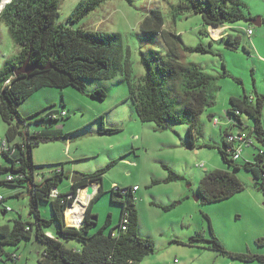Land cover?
I'll list each match as a JSON object with an SVG mask.
<instances>
[{
	"label": "trees",
	"instance_id": "16d2710c",
	"mask_svg": "<svg viewBox=\"0 0 264 264\" xmlns=\"http://www.w3.org/2000/svg\"><path fill=\"white\" fill-rule=\"evenodd\" d=\"M105 1L83 0L69 17L68 25L58 23L61 0H10L0 12V25L4 23L7 26L20 49L15 58L5 60L0 70V116L7 125L6 139L12 150L1 153L11 165H0V175L5 176L0 179V185H25L31 197L30 215L34 218L31 223L19 219L14 221L13 226H0V256L4 263L11 261L17 264L13 259L14 254L8 253L4 247L18 248L32 240L41 246L38 264H138L156 252L154 241L139 235L140 220L133 189L114 188L111 191L112 202L121 208L117 227L112 226V215H109L105 225L93 234V230L98 227L93 207L104 194L103 186L91 201L82 226H68L66 210L75 202L79 190L89 183L102 184L103 175L111 166L72 184L67 194L58 188L66 177L62 168L64 164L50 177L44 173L40 175L33 161V151L42 142L58 137L68 140L71 137L54 130L59 122L69 117L67 112V117L63 119L50 120L55 106L28 117L21 115L20 105L35 93L46 88L63 90L69 87L85 92L86 81L121 77L129 86V97L134 102L139 120L156 123L162 128L174 123L187 125L190 148H195L196 136L202 133L198 130L200 117L216 103L219 78L196 65L181 61L185 52L209 54L211 51L203 45L182 48L178 36L165 30V18L161 10H151L142 22L140 31L147 36H160L167 52L165 56L153 52L149 58L142 55L140 63L145 74L141 77L135 75L131 51L126 48L120 33L74 28ZM191 13L201 15L206 27L202 31L204 34H208V28L211 27L223 28L249 20L248 7L241 0H182L174 8V21ZM235 31L234 34L227 33L217 42L223 43L232 52L243 49L252 55L247 33L240 29ZM214 43L211 42V45ZM25 65L30 71L20 72ZM91 96L104 101L107 93L99 89ZM230 103L226 114L232 127L223 132L224 146L220 153L231 170L206 173L198 186L199 201L203 204L223 202L244 192V183L234 173L242 170L252 175L255 187L264 194V152L260 153L264 150V96L232 97ZM61 110H65L64 105ZM245 116L252 120L251 125L245 122ZM32 124L36 129L40 126L44 130L37 135L32 134L27 128ZM233 130L239 135L245 134L255 139L262 146L254 155L253 162L243 164L235 158L240 142L228 140ZM118 131L106 130L103 126L101 133ZM178 179L181 177L170 171L166 182L172 183ZM54 190L58 192L57 196H54ZM4 201L5 198L0 203ZM42 203L49 206H43L45 204ZM43 208L51 211V218L45 216ZM4 212L7 213V207ZM205 217L211 239L198 233L186 245H209L208 248L227 254L234 260L264 264L262 255L229 253L215 235L210 217ZM71 242L78 244L79 249L69 247ZM177 243L185 245L180 241ZM259 243L264 244V240Z\"/></svg>",
	"mask_w": 264,
	"mask_h": 264
},
{
	"label": "rangeland",
	"instance_id": "374dc122",
	"mask_svg": "<svg viewBox=\"0 0 264 264\" xmlns=\"http://www.w3.org/2000/svg\"><path fill=\"white\" fill-rule=\"evenodd\" d=\"M82 1L61 0L58 23L68 25L69 17ZM181 1L107 0L74 28L120 33L126 48L131 51L138 77L145 74L140 63L142 55L149 58L153 52L163 56L167 52L160 36H147L140 31L142 22L155 8L162 11L165 30L178 36L182 48L206 46L211 53L185 52L181 59L183 63L196 65L219 78L216 103L208 107L199 119L198 130L202 133L196 136L195 148L189 146L187 125L174 123L162 128L156 123L139 120L134 102L129 97L127 82L116 77L113 80L86 81L85 92L72 87L63 90L46 88L20 105L19 112L23 117H28L25 115L37 109L43 111L52 106L56 107L54 111H59L62 105L69 115L65 123L59 122L58 128H63V133L71 138L65 140L58 137L42 142L33 151V161L38 173H44L46 177L54 175V171L65 165L66 177L58 187L64 194L71 190L73 174L88 176L111 166L104 173L102 184L96 182L100 188L103 186L105 194L97 199L93 207L94 215L98 217V227L93 234L105 225L109 215L113 216V227L119 224L121 208L112 202V189L138 187L139 191L135 194L140 220L139 235L153 240L156 246V252L138 264H263L234 260L227 254L208 248L209 245H186L198 233L211 239L205 217L208 215L215 235L229 253L264 256V244L259 243L264 240V194L255 187L251 174L244 170L234 172L245 186V191L235 197L215 204L197 201L198 186L206 173L230 169L220 153L224 146L223 132L232 127L226 114L231 106L230 99L246 95L256 97V83L264 93V69L257 65L253 53L249 55L243 49L232 52L223 43L217 42L224 33L234 34L246 23L228 26L227 31L223 27L215 37L212 28L204 34L202 31L206 27L197 13L174 21V8ZM0 39L2 70L5 60L15 58L20 49L4 23L0 25ZM213 41L216 43L211 45ZM99 89L107 93L104 101L91 96ZM244 119L248 125L252 124L247 116ZM103 126L106 130L119 131L102 134ZM27 128L31 133L44 130L43 127L36 129L33 124ZM6 132L7 125L0 116V140L6 139ZM231 132L236 133V130ZM254 143L253 147L242 145L244 154L240 158L241 163L254 161V155L262 148L257 141ZM202 164L204 166L200 167ZM0 165L6 167L11 164L0 154ZM170 171L181 179L166 182ZM4 177L0 175V179ZM94 193L93 197H96L98 194ZM1 196L5 201L0 203V225L13 226L14 221L19 219L30 223L34 221L30 215L31 197L25 185H0ZM6 207L11 211L4 215ZM46 208L42 209L43 213ZM47 212L49 216V210ZM179 241L185 245L177 243ZM38 246L32 240L27 247L22 246L20 252L30 259L37 253Z\"/></svg>",
	"mask_w": 264,
	"mask_h": 264
},
{
	"label": "crops",
	"instance_id": "0c3cea01",
	"mask_svg": "<svg viewBox=\"0 0 264 264\" xmlns=\"http://www.w3.org/2000/svg\"><path fill=\"white\" fill-rule=\"evenodd\" d=\"M243 1H244V3L248 7L249 19L261 18V26L260 27H255L253 25H250V24L246 23V21H244V23H246V25H243L239 29L246 32V30H248L249 28H253L254 34L250 38L251 52L255 55V58H256V61H257V65H259L261 68L264 69V0H243ZM225 29L227 31L228 28L227 27H224L223 30H225ZM226 33H224L223 35H221L220 38L223 37V36H226L227 35ZM257 84L258 83H256V94H259V95H263L264 96V93L259 88H257ZM39 110L40 109H37L36 111H32L28 115H25V116L34 115V114L40 112ZM213 117H214V115H212V118ZM62 129L63 128H58L57 127L54 130L61 131L63 133V130ZM231 134H237V133L231 132ZM65 135L66 134L63 133V136H65ZM254 144H253V146H254ZM259 149H262V148H259ZM258 152H259V150H258ZM243 154H244V152H242V155ZM242 155H241V157H242ZM246 162H249V161H246ZM62 168H63V170L65 172V165ZM222 171H226V170H222ZM81 190H79V194H78L77 198H79L80 191ZM94 190L98 194L99 191H100V185L97 184V183H94ZM138 191H139V189H138ZM104 194H105V192H104ZM93 196H95V193L92 196H88V197L85 198V201L87 203V207L85 209V212H80V215L79 216H73V219H72L73 221L72 220L70 221L68 218L66 219V221H67V223H68L69 226L72 225V226H76L77 227V223L81 222L80 219H83L84 220L85 215L87 213V210H88V208L90 206V203L95 198ZM47 211L45 212V216L47 218H51V216H52L51 215V211L49 210V213H50L49 216H48V212ZM3 213H4V215L7 214L6 212H3ZM93 214H94V211H93ZM83 215H84V217L82 218ZM112 221H113V216H112ZM5 225H8V224H5ZM0 226H3V225H0ZM29 242H25V243L21 244L18 248L4 247V250H6L8 253L15 254V255L19 256V259L17 261V264H29L31 262L32 263L34 262V264H35V263L38 262V256L41 253V246H38L37 253L34 256L31 255L30 259L24 253L20 252L22 250L21 247L24 246V245H25V247H27L28 244H29ZM68 246L69 247H73L75 249H79L78 244H75L73 242H71L70 244H68ZM0 264H14V263H12L11 261H9L7 263H4V262L1 261Z\"/></svg>",
	"mask_w": 264,
	"mask_h": 264
},
{
	"label": "built area",
	"instance_id": "2783aa9c",
	"mask_svg": "<svg viewBox=\"0 0 264 264\" xmlns=\"http://www.w3.org/2000/svg\"><path fill=\"white\" fill-rule=\"evenodd\" d=\"M246 33L248 35L249 38H251L254 34V30L253 28H249L248 30H246ZM67 117V111L65 110H59V111H52L49 119L50 120H60ZM28 131L30 132V129L28 128ZM31 133V132H30ZM36 135L38 132H34ZM33 134V133H32ZM228 140L230 141H238L239 143V147L237 148V152L235 155V158L238 160L241 158L243 149H242V145L245 144L246 146H253L255 139L253 138H249L247 135L245 134H232L230 137H228ZM11 150V145L9 144V142L7 141V139L4 140H0V154L3 152L8 153ZM12 152V150H11ZM264 150L260 151V153L263 154ZM204 164H202L200 167H203ZM10 180H12V178H10ZM135 192L138 191V187H135L133 189ZM58 192L56 190H54V196H57ZM0 200H3V197H0ZM11 209L9 207H7V212H10ZM71 227H76V226H72ZM0 255H1V251H0ZM3 257L0 256V262L2 261ZM13 259L14 261H18L19 256L17 255H13Z\"/></svg>",
	"mask_w": 264,
	"mask_h": 264
},
{
	"label": "water",
	"instance_id": "95a60500",
	"mask_svg": "<svg viewBox=\"0 0 264 264\" xmlns=\"http://www.w3.org/2000/svg\"><path fill=\"white\" fill-rule=\"evenodd\" d=\"M8 2H10V0H9V1H7V0H2V4H1V6H0V12L3 10L4 6H5ZM246 23H248V24H250V25H253V26H255V27H260V26H261V18H257V19H249V20L246 21ZM29 71H30V70H28L27 65H25V66L21 69L20 72H25V73H27V72H29ZM20 72H18V75L20 74ZM38 127H40V126H37V128H38ZM84 177H85V176H83V175L73 174V176H72V183H73V184L79 183V182H81V181L84 180ZM81 189H86V190H87V194H88V196H92V195L94 194V184H93V183H89L88 185H86L85 187H83V188H81ZM81 189H80V190H81ZM199 200H200V199H199V197L197 196V201H199ZM76 202H77V199L75 200V203H76ZM75 203L70 204V205L68 206V208H69L70 206L75 205ZM83 217H84V215L82 216V218H83ZM94 220L97 221L98 218H95ZM82 224H83V219H82L81 222L77 223V227H81Z\"/></svg>",
	"mask_w": 264,
	"mask_h": 264
},
{
	"label": "bare ground",
	"instance_id": "6f19581e",
	"mask_svg": "<svg viewBox=\"0 0 264 264\" xmlns=\"http://www.w3.org/2000/svg\"><path fill=\"white\" fill-rule=\"evenodd\" d=\"M7 1H9V0H7ZM211 28H212V35L214 34L213 35L214 37L218 36L220 34V32L222 31L221 27H211ZM86 197H88L87 190L82 189L80 191V196H79V198H77V202L75 203V205L67 208L66 219L68 218L71 221L73 219V216H79L80 212H85V209L87 207V203L85 201Z\"/></svg>",
	"mask_w": 264,
	"mask_h": 264
},
{
	"label": "clouds",
	"instance_id": "9594fccd",
	"mask_svg": "<svg viewBox=\"0 0 264 264\" xmlns=\"http://www.w3.org/2000/svg\"><path fill=\"white\" fill-rule=\"evenodd\" d=\"M78 194H79V192H78ZM77 199V198H76ZM75 203V202H74ZM69 226V225H68Z\"/></svg>",
	"mask_w": 264,
	"mask_h": 264
}]
</instances>
